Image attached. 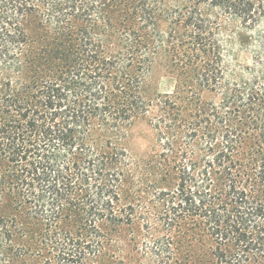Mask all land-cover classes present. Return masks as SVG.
<instances>
[{
	"label": "trees",
	"instance_id": "1",
	"mask_svg": "<svg viewBox=\"0 0 264 264\" xmlns=\"http://www.w3.org/2000/svg\"><path fill=\"white\" fill-rule=\"evenodd\" d=\"M261 22L264 0H0V264H264V33L232 53Z\"/></svg>",
	"mask_w": 264,
	"mask_h": 264
},
{
	"label": "rangeland",
	"instance_id": "2",
	"mask_svg": "<svg viewBox=\"0 0 264 264\" xmlns=\"http://www.w3.org/2000/svg\"><path fill=\"white\" fill-rule=\"evenodd\" d=\"M264 33V22L257 27L253 32L249 33V36L253 40L251 46L242 47L240 45H234L232 53L235 55V60L241 64L251 63L254 53L258 51L257 40L258 35ZM174 86V79L170 76H163L159 80L158 89L162 93L171 92ZM127 145L132 151L138 154L150 151L154 146V133L152 128L146 122L137 123L130 131L127 139Z\"/></svg>",
	"mask_w": 264,
	"mask_h": 264
}]
</instances>
